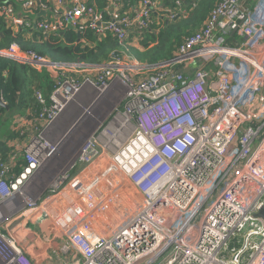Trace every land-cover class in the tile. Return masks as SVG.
Masks as SVG:
<instances>
[{"label": "built area", "instance_id": "2783aa9c", "mask_svg": "<svg viewBox=\"0 0 264 264\" xmlns=\"http://www.w3.org/2000/svg\"><path fill=\"white\" fill-rule=\"evenodd\" d=\"M153 8L159 4L140 0L121 16L112 2L106 20L86 0H0V17L29 26L27 17L44 11L52 19L33 27L45 34L89 28L122 43L148 26ZM0 59L56 74L49 105L36 90L43 107L27 114L22 147L0 164V264H264V213L255 217L264 208V0H221L199 31L153 64L117 50L103 65L62 64L15 44ZM85 88L95 98L78 120L81 147L53 166L58 174L41 196L32 178L56 155L50 129L60 114L81 107ZM19 159L26 165L13 176ZM96 164L101 174L92 172ZM108 167L116 174L107 176ZM104 174L139 203L117 226L103 224L99 231L108 232L100 235L93 224L120 199L102 189ZM69 189L75 200L55 223L51 195ZM49 222L61 230V243L53 246L56 238L46 235L38 246L59 258L35 260L36 247L20 245L19 234Z\"/></svg>", "mask_w": 264, "mask_h": 264}, {"label": "trees", "instance_id": "16d2710c", "mask_svg": "<svg viewBox=\"0 0 264 264\" xmlns=\"http://www.w3.org/2000/svg\"><path fill=\"white\" fill-rule=\"evenodd\" d=\"M86 1L96 10L103 12L106 20L110 19L107 9L112 2L119 6L121 16H129L130 9L140 2ZM151 1L157 2L159 9L150 10L148 26L129 31L122 43L116 35H105L101 38L89 28H65L56 33L45 34L33 27L34 22L46 19L39 17L37 11L34 20L27 17L32 20L29 26L11 25L0 17V50L15 44L23 52L33 53L53 62L85 65L106 64L111 53L117 50L130 53L140 63L153 64L169 59L185 38L199 31L221 0ZM176 1L180 6L175 4ZM45 3L51 6L48 1ZM166 10H175V17L170 19ZM23 20H26V17ZM55 79L54 73L37 72L29 67L0 59V138L6 136L8 139L7 144H0L3 147H0V164L9 162L12 156L17 154L16 149L22 147V142L29 132L30 120L27 114L32 111L38 113L43 107L37 102L34 92L40 91L45 98V105L48 106ZM20 118L25 120V123H21ZM2 119L7 121L3 122ZM25 165L24 159H19L12 171L13 176H17Z\"/></svg>", "mask_w": 264, "mask_h": 264}, {"label": "rangeland", "instance_id": "374dc122", "mask_svg": "<svg viewBox=\"0 0 264 264\" xmlns=\"http://www.w3.org/2000/svg\"><path fill=\"white\" fill-rule=\"evenodd\" d=\"M95 98V94L90 91L88 88H85L82 94V97L80 99L81 107H76L75 109H68L64 113L60 114L54 124L52 125L50 132H49V140L53 144L57 143V152L54 157V160L51 161V164H49L47 169H44L39 174H37L35 177L33 176L32 181L38 183L37 189L39 190V194L42 196L45 193H48V188L50 183L53 181L55 175H57L59 171V167L56 165V170L53 169V166L64 159H67L70 155L73 156L74 153L81 147L80 142L83 140L84 133L81 132L80 128L83 124H78V120L81 117V114L83 111L93 102ZM78 108V109H77ZM4 119H2L3 121ZM7 120H4L5 122ZM23 121V119L21 120ZM24 122V121H23ZM37 133V131H36ZM3 135V134H1ZM8 139L6 136L0 138V144L2 143H8ZM7 141V142H6ZM3 148L2 146H0ZM73 161V160H72ZM71 161V163H72ZM74 162V161H73ZM98 166V165H97ZM68 169V168H67ZM66 168L64 170H61V172H65ZM107 176L110 175L111 171H113L110 167L106 168ZM55 171V173H53ZM114 172V171H113ZM89 174H93L92 172H88ZM70 175L73 174V172H69ZM96 174V173H95ZM114 174H116L114 172ZM106 176V177H107ZM104 181L102 183V189L104 187L112 188L114 185H112V178L107 177L105 178L104 174ZM83 181V179H82ZM87 181H90L89 176H87ZM118 189L116 192H118L117 197L120 198L117 202L116 206L112 207L109 211L106 210V215L101 216L98 218V220L93 224V227L98 229V232L101 233L100 235H106L108 232V229L106 232L99 231L104 227L99 222L102 221L105 225L109 223V228L117 226L122 221V216L129 214L133 211L134 206H137L139 201L137 198L132 194V192L128 189V186L126 185H119L117 187ZM105 190V189H104ZM30 195H33L35 197L38 196V193H30ZM131 197L130 199L126 200V195ZM53 196V206H52V215H54L53 219L56 223L64 211H66L68 205L70 204L71 199L75 200V196L73 194V191L71 189L66 190L63 193H60L56 196V194L51 195ZM42 198V197H41ZM81 199V198H78ZM63 201V204L61 202ZM61 204L58 209H55V204ZM109 204V201H108ZM111 206V205H109ZM64 215L68 216L71 215L70 213H65ZM61 224V223H60ZM23 237L21 234H19V238ZM55 245V242L53 243ZM40 247V244H39ZM32 248V247H31Z\"/></svg>", "mask_w": 264, "mask_h": 264}, {"label": "crops", "instance_id": "0c3cea01", "mask_svg": "<svg viewBox=\"0 0 264 264\" xmlns=\"http://www.w3.org/2000/svg\"><path fill=\"white\" fill-rule=\"evenodd\" d=\"M45 18L52 19V16H50L46 13ZM45 72H47V71H45ZM92 172L101 174L100 167L99 166H95V167L93 166ZM94 173L92 175H94ZM83 181L87 182V176L83 177ZM103 189H105V191H108V190L109 191H116V189L114 187H112V188L104 187ZM61 204H63V201L61 202ZM61 204L59 203V204H57V206H60ZM43 205L46 208H51L50 206H48V204L46 202H44ZM110 209H112V206L107 207L108 211ZM99 223L101 225L104 224L102 221H100ZM30 228H31L30 231L26 232L28 234L26 237H24L23 234L21 233V235L23 237L19 238V240H18L19 244L23 245L25 248H28V245L31 247H36V248H33L34 250L31 252V256L35 260L43 258V257L45 259L51 260L53 262L58 260L59 257L56 256L55 254L53 255L52 252L47 247L43 246L41 243H40V247H39L38 242H39V240H41L46 235L54 236L56 238V240L54 242L58 248V245L61 243V240H60L61 230L56 225H54L52 222L46 223L44 225L38 223V224L30 226ZM53 246H54V244H53Z\"/></svg>", "mask_w": 264, "mask_h": 264}, {"label": "water", "instance_id": "95a60500", "mask_svg": "<svg viewBox=\"0 0 264 264\" xmlns=\"http://www.w3.org/2000/svg\"><path fill=\"white\" fill-rule=\"evenodd\" d=\"M17 7L19 8V12L17 13V18L19 19V17L24 14H22L21 10H20V5L16 4ZM45 15V12L44 11H41L38 13V16L41 17V16H44ZM180 73H185L186 71H179ZM264 213V208L260 210V214H256L255 217H259V216H262V214Z\"/></svg>", "mask_w": 264, "mask_h": 264}]
</instances>
